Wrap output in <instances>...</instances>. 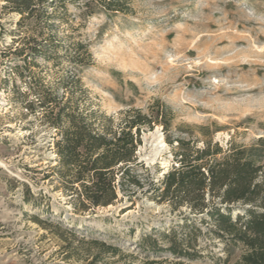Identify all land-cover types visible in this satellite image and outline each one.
<instances>
[{
  "label": "rangeland",
  "instance_id": "rangeland-1",
  "mask_svg": "<svg viewBox=\"0 0 264 264\" xmlns=\"http://www.w3.org/2000/svg\"><path fill=\"white\" fill-rule=\"evenodd\" d=\"M115 1L121 10L66 0L60 33L87 45L86 65L37 58L28 78L0 34V264H176L136 245L153 231L180 235L194 219L186 206L151 198V182L178 166L177 140L202 149L211 140L225 148L264 139V0ZM2 5L0 24L9 28L18 17L2 16ZM47 94L55 112L78 106L113 117L114 128L128 111L151 119L128 172L138 186L125 183L107 207H83L78 185L59 173V131L39 105ZM151 133L164 144L154 161ZM202 231L200 258L181 264H241L244 246L223 249Z\"/></svg>",
  "mask_w": 264,
  "mask_h": 264
},
{
  "label": "trees",
  "instance_id": "trees-1",
  "mask_svg": "<svg viewBox=\"0 0 264 264\" xmlns=\"http://www.w3.org/2000/svg\"><path fill=\"white\" fill-rule=\"evenodd\" d=\"M1 1L2 16L13 14L18 18L8 23L9 28L0 24V34L10 36L12 44L6 49L22 57L28 78L31 68L38 66L37 58L67 60L73 65L90 63L87 45L60 33L68 23L66 0ZM99 2L105 9L121 10L115 0ZM17 42L22 44L14 47ZM68 79L78 83L74 74ZM48 96L39 105L45 108L50 126L59 131L60 139L54 143L59 173L71 187L78 185L74 192L83 207H107L120 200L118 192L125 183L138 186L128 172L136 163L141 126H150L151 119L128 111L123 123L121 120L114 128L113 117H99L78 106L65 104L55 112L58 104L52 105ZM177 144L178 166L165 173L159 185L151 182V198L173 208L186 206L194 219L190 225L185 221L187 230L180 235L173 230L153 231L142 235L136 247L146 248L156 256L167 252L178 260L176 264L196 260L201 256L196 248L203 227L204 233L220 242L223 249L244 246L247 253L241 264H264V139L248 146L231 141L225 148L212 140L202 149H193L180 139ZM160 240H167L165 246ZM95 262L96 257L88 264Z\"/></svg>",
  "mask_w": 264,
  "mask_h": 264
},
{
  "label": "bare ground",
  "instance_id": "bare-ground-1",
  "mask_svg": "<svg viewBox=\"0 0 264 264\" xmlns=\"http://www.w3.org/2000/svg\"><path fill=\"white\" fill-rule=\"evenodd\" d=\"M150 137L152 138V147L154 148V151H156L151 158V161H154V157H156L164 149V144L156 137V133H151Z\"/></svg>",
  "mask_w": 264,
  "mask_h": 264
}]
</instances>
